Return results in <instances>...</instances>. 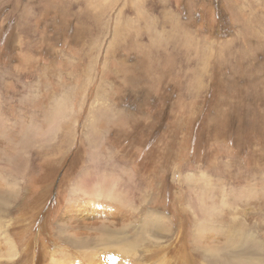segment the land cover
<instances>
[{
	"label": "rangeland",
	"instance_id": "374dc122",
	"mask_svg": "<svg viewBox=\"0 0 264 264\" xmlns=\"http://www.w3.org/2000/svg\"><path fill=\"white\" fill-rule=\"evenodd\" d=\"M96 261L264 264V0H0V264Z\"/></svg>",
	"mask_w": 264,
	"mask_h": 264
},
{
	"label": "bare ground",
	"instance_id": "6f19581e",
	"mask_svg": "<svg viewBox=\"0 0 264 264\" xmlns=\"http://www.w3.org/2000/svg\"><path fill=\"white\" fill-rule=\"evenodd\" d=\"M77 214V213H76ZM79 217V216H78ZM81 218V217H80ZM79 219V218H78ZM80 221V220H79ZM85 221V220H84ZM84 223V222H83ZM85 224V223H84ZM95 263H98L97 261L95 262ZM102 263V262H101ZM98 264H100V263H98Z\"/></svg>",
	"mask_w": 264,
	"mask_h": 264
}]
</instances>
